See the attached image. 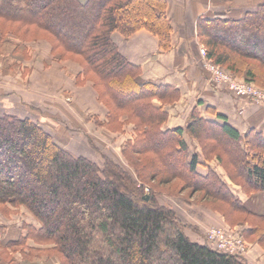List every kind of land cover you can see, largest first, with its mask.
Segmentation results:
<instances>
[{"label":"trees","instance_id":"trees-1","mask_svg":"<svg viewBox=\"0 0 264 264\" xmlns=\"http://www.w3.org/2000/svg\"><path fill=\"white\" fill-rule=\"evenodd\" d=\"M168 8L167 0H0L1 34L43 39L53 55L79 63L83 81L92 82L107 109L104 125L116 130L131 123L135 133L121 150L129 172L112 159L99 167L72 155L29 118L0 114V213L22 207L38 222L37 228L23 225L26 234L5 248L56 264H246L239 254L192 241L174 210L143 193L145 186L153 193L187 188L200 193V202L249 212L213 170L197 172L199 156L188 152L184 133L245 191L264 192L262 130L252 126L241 135L211 107L207 111L222 123L193 108L184 128L163 129L164 107L179 99V90L142 80L140 66L114 42L115 33L129 38L146 30L160 50H169ZM195 32L207 60L264 90V0L235 16L228 10L200 14ZM250 232L264 243V227ZM28 240L33 246L26 247Z\"/></svg>","mask_w":264,"mask_h":264},{"label":"rangeland","instance_id":"rangeland-1","mask_svg":"<svg viewBox=\"0 0 264 264\" xmlns=\"http://www.w3.org/2000/svg\"><path fill=\"white\" fill-rule=\"evenodd\" d=\"M225 1L184 0L183 3H180L181 8L176 13L183 21L185 32L190 33L189 27H187L188 17H191V21L194 22L198 14L203 13V15L209 16L222 14L227 10L235 16L237 13L253 9L256 2L262 0H231L230 4ZM193 17L194 19H192ZM196 39L194 41L199 43ZM188 42L191 41L186 35L185 40L180 41L177 45L183 50L184 46H190ZM172 47L173 45L169 50L159 49V51L169 52ZM190 49L192 48L190 47ZM196 50L195 58L199 62L197 67L203 76H207L210 85H222L229 90L226 84H218L214 79L213 72L209 68L210 63H213L206 59L204 47L197 44ZM189 52L191 53V51ZM217 68L232 79L244 81L225 69ZM81 72V66L73 59H59L53 55L51 45L43 39L22 42L10 33H0V114L7 113L26 117L39 123L74 156H84L99 167L103 165L106 158L112 159L131 172L123 161L121 150L126 142L135 136L133 125L124 122L122 128L116 130H111L104 125L107 120V109L98 101V95L92 82L83 81ZM87 85L93 91L94 97ZM179 100L180 97L174 104L166 105L164 107L166 112L168 113V107L175 105ZM101 106L105 109V114L101 112ZM193 108H197L196 105ZM211 108L216 110L214 107ZM234 117L236 126L242 129L241 120ZM206 118L218 123L223 122L221 119H216L213 114L212 117ZM227 122L234 126V123ZM165 125L166 123L163 124V129L170 128ZM246 131L239 132L244 135ZM187 137L185 142L189 148L188 152L190 154L197 153L199 156L197 172L205 175L207 171L213 170L226 184L229 192L249 212L246 215L231 212L219 201L208 200L202 201V203L200 202V193L193 194L187 188H182L179 192L177 189H171L169 192L172 194H169L167 188L153 193L149 187L145 186L143 193L147 195L146 200L151 195H156L160 205H166L174 210L183 225L185 234L192 241L212 246L206 242L204 230L211 227L222 229L228 236H240L244 239L246 250L239 254L240 259L246 264H264V243H259L258 238L250 232L251 226L264 227V220L258 218V216H264V192L245 191L228 177L222 164L215 157L206 158L197 141L188 135ZM224 213L226 215H223ZM248 213L256 216H249ZM25 224L38 227V222L22 207L9 214L0 213V264H56L52 258H23L19 252L10 250L11 247L5 248L8 243L16 241L21 235L26 234L25 227H23ZM29 246H33L30 240L26 242V247Z\"/></svg>","mask_w":264,"mask_h":264},{"label":"crops","instance_id":"crops-1","mask_svg":"<svg viewBox=\"0 0 264 264\" xmlns=\"http://www.w3.org/2000/svg\"><path fill=\"white\" fill-rule=\"evenodd\" d=\"M167 1L169 15L172 14L174 30L172 37L174 44L169 52H160L156 37L145 30H139L129 38H124L117 33L113 34V40L125 58L141 67V78L144 81L173 86L179 90L180 100L175 105L168 107L169 116L165 126L184 128L188 122L189 114L196 105L201 116L205 118L212 117L211 113L208 115L207 107H214L217 113L224 115L230 123H234L233 125L238 130L240 129V132L255 126L260 128L264 134V103L248 102L243 97H236L222 85H210L207 76H203L197 67L199 62L195 55L199 43L194 41L197 38L195 20L193 22L191 17H188L187 27H189L190 33H186L183 21L176 13L177 10H180V3H183L184 0ZM186 35L191 42H188L189 47L182 48L183 52L177 44L184 41ZM87 86L89 87V85ZM89 90L94 97L90 87ZM100 110L105 114V109L102 106ZM234 116L241 120L242 129L236 126ZM183 137L184 140L188 138L185 133Z\"/></svg>","mask_w":264,"mask_h":264},{"label":"built area","instance_id":"built-area-1","mask_svg":"<svg viewBox=\"0 0 264 264\" xmlns=\"http://www.w3.org/2000/svg\"><path fill=\"white\" fill-rule=\"evenodd\" d=\"M209 68L218 84H226L234 94L245 97L254 103H264V90L252 83L232 79L215 67L214 64L210 63ZM204 237L207 243L229 254H242L246 250V243L242 237L228 236L222 229L206 228Z\"/></svg>","mask_w":264,"mask_h":264}]
</instances>
